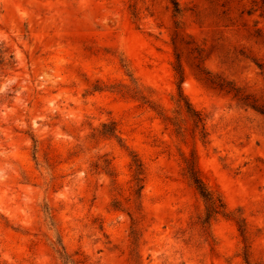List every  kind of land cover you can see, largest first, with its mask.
I'll list each match as a JSON object with an SVG mask.
<instances>
[{"label":"rangeland","instance_id":"rangeland-1","mask_svg":"<svg viewBox=\"0 0 264 264\" xmlns=\"http://www.w3.org/2000/svg\"><path fill=\"white\" fill-rule=\"evenodd\" d=\"M217 84L264 105V0H0V264H264V116Z\"/></svg>","mask_w":264,"mask_h":264},{"label":"trees","instance_id":"trees-1","mask_svg":"<svg viewBox=\"0 0 264 264\" xmlns=\"http://www.w3.org/2000/svg\"><path fill=\"white\" fill-rule=\"evenodd\" d=\"M175 5L177 6L176 3ZM177 12H178V8H177ZM178 71H179V74L182 75L181 73L182 70L180 66H179ZM217 85L221 91H226L227 94H233V98L240 105L247 107V108H251L255 110L256 112H258L259 114H261L262 116H264V105L259 104L258 100H254L250 98V96L241 94L240 90L236 88L232 87L227 90L223 84H217ZM179 95H180L179 96L180 98L178 101H179L180 106H181V103H183L184 105L183 107L185 108L186 113L193 120L195 124V128L199 130V134L201 135V138L205 139L206 131L204 127L203 116L192 108V106L186 100V98L183 96L182 93H180ZM160 115L162 116V114ZM164 123H166L169 126L174 127L175 131L178 134H182L184 131L183 127L178 122L177 118L170 117L166 115L165 113H164ZM185 163H186V170H187V173L191 181L193 182L198 193L207 203L206 215L204 217L199 218L198 224H200L202 230L209 236L210 235L209 227H208L209 221L211 220L212 216L220 214L225 209V207L223 205L221 198L216 196L213 192H211L209 188L206 186V184L203 182V180L201 179L199 175V171H198V157L194 151L191 153L189 158L185 160ZM144 179L145 178H144V172H143L142 165L139 164L138 161H135V173H134V179H133L134 185H133L132 192L138 198L141 197V192L144 188ZM120 207L121 206L119 203L116 202L114 204L115 210H119ZM130 216L132 219L131 236L135 242L137 239V234H138L137 229H136L137 224H138V218L133 214H130Z\"/></svg>","mask_w":264,"mask_h":264}]
</instances>
